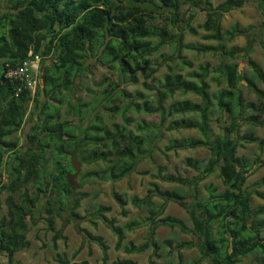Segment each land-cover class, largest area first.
<instances>
[{
	"label": "trees",
	"instance_id": "trees-1",
	"mask_svg": "<svg viewBox=\"0 0 264 264\" xmlns=\"http://www.w3.org/2000/svg\"><path fill=\"white\" fill-rule=\"evenodd\" d=\"M248 1L224 0L214 6L209 0H191L193 8L206 12L204 22L194 27L191 25L194 15L190 14L186 20L182 18L178 0H3L4 8L0 9V194L6 192L8 195L4 200L7 212L0 217V253L6 255L7 264H16L14 253L30 246L26 236L35 223L36 213L42 211L46 215L47 229L53 233L52 249H56L58 239H65L62 231L54 227L56 216L68 210L73 219L84 218L76 212L80 196L67 205L75 190L66 180V174L73 171L71 158L78 155L87 163L99 160L110 163L105 170L82 174L78 183L81 187L91 178L121 180L135 169L145 153L151 151L149 147L141 149L143 139L130 132L111 131L92 124L88 115L110 101L123 82L135 84L137 74L144 75V85L148 86L146 81L157 72L153 58L168 45L173 46V51L160 56L175 62L178 70L167 66L162 80L158 81L154 112L158 113L159 126L155 137L162 135L163 130L194 129L199 137H169L165 152L209 146V157L186 159V165L198 173L192 179L164 174L159 168L155 177L171 184L172 188L162 189L151 182L142 199L131 201L147 213L144 220L149 223L150 233L144 243L125 242L126 233L137 222L117 225L114 218L104 215L110 211L108 206L96 207V216L116 237L115 250L127 254L152 249L153 256L163 264H200L204 260L210 264H237L245 258H251L249 264H264V207L253 208L251 204L252 195L264 198V193L256 189L251 192L245 186L256 163L237 154L241 124L250 128L263 124L264 88L258 84L264 81V75L260 70L245 72L246 84H243L238 77L236 60L248 57L249 43L241 49L228 48L227 43L239 36H249L251 27L234 24L224 30L221 24L226 13L241 8ZM256 1L264 26V0ZM164 7L170 13L168 21L162 26L154 25L158 18L155 9ZM180 22L185 25H178ZM177 26L193 35L197 34V28L203 29L208 33L202 38L215 43H184L182 34L170 32V28ZM260 45L264 59V41ZM184 50L218 54L225 61L217 68H211L206 62L183 73V68L192 67L182 55ZM35 54L47 61L53 60L44 66L41 83L38 81L34 93L22 90L16 97L17 84L5 76L6 71ZM94 65L115 73L117 81L105 76L96 84V87H103L97 91L94 101L72 103L68 91L83 74L91 73ZM210 82L218 86L214 93H210ZM241 85L253 93L255 99L245 100ZM88 92L96 94L92 89ZM175 93L193 95L199 102L183 99L167 104ZM126 95L146 97L140 91ZM30 104L32 110L27 116ZM147 104L145 101L144 109L149 111ZM215 112L223 117L217 135L212 134L208 123L209 115ZM27 119L32 125L25 144L18 149L19 139L14 135ZM4 155L7 160L3 159ZM214 173L221 179L224 189L218 192L216 186L209 184L203 197L199 183ZM30 183L32 192L27 188ZM253 184L264 186V179ZM22 188L15 199V193ZM112 197L121 208V215L126 216L127 202L114 190ZM154 197L161 202L156 203ZM168 202L186 209L191 227L164 215ZM158 226L171 229L162 240L153 237V229ZM174 227L192 234L198 243L181 241L180 232L173 230ZM81 231L85 240L102 248L106 261L108 247L102 238L86 229ZM194 245L199 257L183 259L180 250ZM175 251L177 258L173 256ZM55 261L58 264H89L87 260L71 262L59 253ZM113 264L138 263L121 260Z\"/></svg>",
	"mask_w": 264,
	"mask_h": 264
},
{
	"label": "rangeland",
	"instance_id": "rangeland-1",
	"mask_svg": "<svg viewBox=\"0 0 264 264\" xmlns=\"http://www.w3.org/2000/svg\"><path fill=\"white\" fill-rule=\"evenodd\" d=\"M214 6L224 0H209ZM180 4V15L185 20L190 14L194 15L191 25L197 27L205 20L206 12L202 8H193L191 0H178ZM3 0H0V9H3ZM166 9V10H165ZM154 14L158 17L153 24L162 26L164 22L168 21L167 17L170 16L166 7L162 9H155ZM262 17L259 12L256 0H250L246 2L241 8L231 10L226 13L222 19V28L224 30L232 27L234 24H238L242 28L251 27L249 36L236 37L232 42L227 43V47H235L241 49L249 43L248 57L237 58L239 65V76L241 81L245 85L243 80V73L260 70L264 75V59L262 55L261 41H264V26L261 25ZM178 25L184 26V22H180ZM172 34L180 33L183 37L184 43H196V44H214V40H204L202 38L205 32L203 29L197 28V34H191L187 29H181L178 26L170 28ZM251 40V41H250ZM173 46L168 45L164 47L154 58V66L157 67V72L151 75L146 84L144 85V75L137 74V82L135 84H129L123 82L115 92L110 101L101 106L97 111L90 113L88 117L91 118V123L104 127L111 131L119 130L123 133H132L133 135L143 139V146L151 148L149 153H145L143 158L139 160L135 169L126 177L119 181L100 180L98 178H91L86 181L81 187L75 188L69 197L67 203L68 206L72 204L73 198L80 196L79 206L76 212L84 217L83 219H73L69 211L62 212L58 217L53 219L54 227L57 230L62 231V235L65 239L57 240L56 249L50 248L51 237L53 233L48 231L47 223L44 220L46 215L40 211L35 215V223L27 232V240L30 242V246L14 253L13 259L16 264H58L55 261L56 255L64 254L71 262H80L87 260L89 264H113L121 260H132L138 264H163L162 260L153 256L152 249H148L141 253L127 254L122 250H115L116 237L106 224L100 220L99 216H96L95 208L98 206H108L110 211L104 215L107 218H114L117 225H125L127 223L137 222L132 226V230L126 233L125 242L132 241L134 244L139 245L144 243L149 237L150 226L149 223L144 220L147 213L134 206L131 201L133 199H142L147 191L150 189L149 184L155 182L162 189L172 188L171 184L162 182L155 177L159 168L163 169L164 174L179 175L181 177L193 178L198 173L191 167L186 165V159H206L209 157V146H198L191 149H178L177 151L165 152L164 146L167 144L169 137L181 139L185 137H199V134L194 129L188 130H176L165 131L162 135L155 137L156 130L159 126V116L155 110L157 104L156 88L158 81L162 80L163 75L166 72L167 66L174 68V71L178 70L175 66V62L170 59H163L161 53H171ZM240 54H243L242 52ZM182 55L185 56L187 61L192 63L191 68H183V73L190 70H195L199 64L209 63L211 68H217L225 60L218 54H199L194 51L184 50ZM109 76L113 82L117 81L115 73L109 72L107 69L100 65H94L91 69V73H85L78 78L74 84V87L68 91L67 96L72 103L80 102H92L97 97L102 87H96L97 83L103 79V77ZM212 76V75H211ZM258 86L264 88V81L259 82ZM149 87V88H148ZM88 89H92L94 93L88 92ZM218 86L210 82V93L216 92ZM242 94L245 100H253L255 96L245 86H240ZM140 91L145 94L144 99H139L136 96H127V93H135ZM94 95V96H92ZM66 96V97H67ZM131 97V98H130ZM190 99L192 101L199 102V99L190 94L175 93L172 98L167 100L169 104L173 100ZM145 101H147V107L149 111L144 109ZM66 108L63 104L62 111ZM32 110L31 104L28 106V114ZM191 117V115H189ZM263 124L255 128H250L247 124H241L238 129L237 139V154L239 156L247 157L248 160H252L256 166L249 172L248 178L245 182L248 190H258L264 193V186L255 187L254 182L264 179V115L262 116ZM223 117L219 112L209 115V125L213 135L219 134L221 130V122ZM32 123L27 119L22 125L19 131L14 135L19 139L18 149H20L26 140V134L30 130ZM13 139V137H11ZM252 138V140H251ZM261 143V144H260ZM92 147V146H91ZM90 147V148H91ZM4 160H7L6 155L3 156ZM72 159V158H71ZM110 161H113V156H110ZM76 162L79 164V175L76 181L79 183L82 174L91 170H105L110 165L108 162L99 160L97 163H87L80 156H76ZM112 163V162H111ZM252 164V165H253ZM261 166H257V165ZM5 170V169H3ZM5 175V174H4ZM214 185L217 187V191H223V185L221 179L218 178L217 173H214L199 183L200 194L204 197L206 195L207 185ZM27 188L30 192L33 191L32 184L30 183ZM20 189L15 193L14 198H18V194L23 191ZM116 191L121 195L123 200L127 202L125 206L126 216L121 215V208L114 201L112 192ZM6 192L0 194V217L5 215L7 207L4 203L7 197ZM153 200L156 203L161 202L158 197H154ZM252 207H264V198H259L255 194L251 199ZM164 215H170L182 221L186 227H191V221L189 220L186 209L175 202H168L166 204ZM78 228H80L78 230ZM81 229H86L93 235L100 236L104 244L108 247L106 255L107 259L104 260V253L102 248L93 242H89L83 238V232ZM173 230L179 231L178 227H174ZM171 232V229L164 226H158L153 229V237L160 240L167 237ZM262 235H264V229H262ZM181 241L193 240L194 244L198 243V239L185 232H180ZM77 251V252H76ZM76 252V253H75ZM183 259L197 258L199 257L197 246L191 248L181 249ZM177 251L173 253V256L177 258ZM251 258H245L237 264H249ZM0 264H7V257L4 253H0ZM200 264H210L207 260L202 261Z\"/></svg>",
	"mask_w": 264,
	"mask_h": 264
},
{
	"label": "built area",
	"instance_id": "built-area-1",
	"mask_svg": "<svg viewBox=\"0 0 264 264\" xmlns=\"http://www.w3.org/2000/svg\"><path fill=\"white\" fill-rule=\"evenodd\" d=\"M41 60L42 57L35 54L7 69L5 76L17 84L14 92L16 97L22 90L34 93L39 81Z\"/></svg>",
	"mask_w": 264,
	"mask_h": 264
},
{
	"label": "water",
	"instance_id": "water-1",
	"mask_svg": "<svg viewBox=\"0 0 264 264\" xmlns=\"http://www.w3.org/2000/svg\"><path fill=\"white\" fill-rule=\"evenodd\" d=\"M52 60H53V58H51L48 61L45 60V59L41 60V65H40V70H39V75H38L39 83H41V75H42V71H43L44 66L47 65L48 63H50ZM238 77H239V79H241L240 76H238ZM71 164H72V167H73V172H69V173L66 174V180H67V183L71 187L78 188L79 184L76 181V177L78 175L79 164L76 162V157H73L71 159Z\"/></svg>",
	"mask_w": 264,
	"mask_h": 264
},
{
	"label": "flooded vegetation",
	"instance_id": "flooded-vegetation-1",
	"mask_svg": "<svg viewBox=\"0 0 264 264\" xmlns=\"http://www.w3.org/2000/svg\"><path fill=\"white\" fill-rule=\"evenodd\" d=\"M72 172H73V171H72ZM78 175H79V170H78ZM78 175H77V176H78ZM76 178H77V177H76Z\"/></svg>",
	"mask_w": 264,
	"mask_h": 264
}]
</instances>
